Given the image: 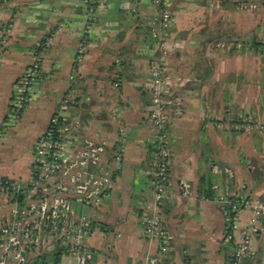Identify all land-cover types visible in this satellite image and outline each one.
<instances>
[{
  "label": "crops",
  "instance_id": "obj_1",
  "mask_svg": "<svg viewBox=\"0 0 264 264\" xmlns=\"http://www.w3.org/2000/svg\"><path fill=\"white\" fill-rule=\"evenodd\" d=\"M170 1L177 109L165 137L171 160L162 217L174 239L162 264H231L255 217L242 210L230 241L224 207L215 198L264 200V133L223 130L217 123L239 114L264 122V0ZM158 20L153 0H100L92 13L85 0H0V27L12 29L0 50V182L31 179L36 142L68 96L67 115L79 123L80 136L97 137L112 150L124 146L113 190L86 240L90 264H145L159 253L140 221L153 198L158 140L148 86ZM40 52L35 100L9 123L16 82ZM0 206L1 227L14 204L0 194ZM251 251L247 264H264V219ZM23 257V264H78L67 248L53 245ZM9 264L19 263L10 258Z\"/></svg>",
  "mask_w": 264,
  "mask_h": 264
},
{
  "label": "built area",
  "instance_id": "obj_2",
  "mask_svg": "<svg viewBox=\"0 0 264 264\" xmlns=\"http://www.w3.org/2000/svg\"><path fill=\"white\" fill-rule=\"evenodd\" d=\"M167 1L154 0L164 30H168L173 21ZM11 32L10 25L0 27V50L7 46ZM162 47L167 48L164 44ZM42 61L43 52L35 54L26 73L16 82L9 123L18 122L35 100L34 90ZM154 76L159 77L158 73ZM71 104L72 98L68 96L62 102V112L52 116L46 133L36 142L31 179L24 184L12 180L0 182V194L14 204L11 218L0 227L4 237L0 244V264H9L10 258L23 264L24 254L41 253L49 245L67 248L78 264H90L86 240L94 231V215L113 190V174L122 167L124 146L108 149L106 142L97 137L66 139L75 129L65 114ZM157 125L160 138L151 163L153 198L143 208L140 221L145 237L159 243V253L145 264H162L174 239L162 217L171 154L165 139L166 126L161 119ZM217 127L264 133V122L247 114H239L228 122L219 121ZM124 135L121 130L120 137ZM215 200L224 207L230 241L234 239L240 212L244 209L253 212L255 218L236 243L231 260V264H247L252 256V237L264 219V200L242 194L219 196Z\"/></svg>",
  "mask_w": 264,
  "mask_h": 264
},
{
  "label": "rangeland",
  "instance_id": "obj_3",
  "mask_svg": "<svg viewBox=\"0 0 264 264\" xmlns=\"http://www.w3.org/2000/svg\"><path fill=\"white\" fill-rule=\"evenodd\" d=\"M154 2V0H153ZM169 4L168 9L171 11L173 21L171 22V26L174 22V12L172 11L171 7V1H167ZM86 7L89 9L90 13L95 12L97 3H100V0H85ZM159 13V12H158ZM161 17L159 16V20L157 23V28L152 29V36H153V43L152 46L155 50V60L152 62L151 67V73H150V83H149V92H150V106H149V116L152 121L154 134L157 138V140L160 138V134L158 132L157 121H160V119L163 122V125L166 126V131L168 132V127L171 122V118L173 116L174 106H176V99L174 92V87L176 85V82H174L173 78L171 77V69L169 67V60L171 59V48H170V40L168 35V30H164L161 25ZM160 28V29H158ZM155 32V33H154ZM166 45L167 48H163L162 45ZM158 73L159 77H155L154 74ZM158 91V92H157ZM158 93L156 95L155 93ZM62 106V105H61ZM70 109V107H69ZM68 109V110H69ZM68 110H66V116L68 117V120L70 123L73 124V128H75L71 134L67 136L66 139H73V138H79L81 140L90 138L85 136H80L78 133L79 130V123L75 124V121L73 118H71L69 115H67ZM153 111V112H152ZM155 111H158V113H155ZM69 114V112H68ZM84 138V139H83ZM95 138V137H93ZM80 210H82V207H79Z\"/></svg>",
  "mask_w": 264,
  "mask_h": 264
},
{
  "label": "trees",
  "instance_id": "obj_4",
  "mask_svg": "<svg viewBox=\"0 0 264 264\" xmlns=\"http://www.w3.org/2000/svg\"><path fill=\"white\" fill-rule=\"evenodd\" d=\"M209 197H212V198H213V195H209ZM20 201H23V199H22V200L20 199ZM56 255H58V256H59V254H56Z\"/></svg>",
  "mask_w": 264,
  "mask_h": 264
}]
</instances>
